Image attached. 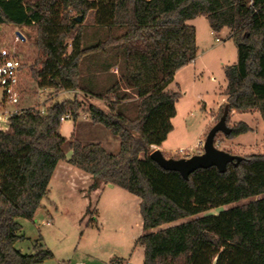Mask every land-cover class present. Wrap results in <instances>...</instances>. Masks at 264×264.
I'll return each instance as SVG.
<instances>
[{
	"label": "trees",
	"instance_id": "16d2710c",
	"mask_svg": "<svg viewBox=\"0 0 264 264\" xmlns=\"http://www.w3.org/2000/svg\"><path fill=\"white\" fill-rule=\"evenodd\" d=\"M199 16L213 33L228 30L238 50L237 63L225 69L229 115L257 111L264 121V0H0V29L37 32L31 76L38 88L103 102L89 105L90 121L120 143L114 155L101 144L68 142L61 124L79 119L77 100L9 117V130L0 127V264L53 257L40 240L31 255L15 245L25 239L18 219L34 218L61 162L90 175L91 191L112 184L140 199L143 264H264V155L229 164L225 173L200 169L189 180L150 158L173 130L179 94L168 87L197 58L188 22ZM88 18L91 36L83 28ZM231 129L229 139L251 131L243 122Z\"/></svg>",
	"mask_w": 264,
	"mask_h": 264
},
{
	"label": "rangeland",
	"instance_id": "374dc122",
	"mask_svg": "<svg viewBox=\"0 0 264 264\" xmlns=\"http://www.w3.org/2000/svg\"><path fill=\"white\" fill-rule=\"evenodd\" d=\"M90 18L83 24L89 36L92 35ZM188 24L196 29L198 55L192 63L176 72L168 87L179 97L176 116L172 119L173 130L159 148L167 159L203 153L207 135L220 121L225 109V69L238 61V50L228 30L213 33L203 16ZM17 32L24 40L17 37ZM36 40L37 32L32 28L2 26L0 29V50H9L24 65L18 88L19 104L0 107V115L3 110H46L49 106L77 100L83 104L80 117L76 123L71 118L65 120L61 124V135L68 142L74 137L83 145L101 144L108 153L117 154L119 139L103 126L93 125L89 118V105L104 108L103 102L85 98L80 92L38 88L31 76L37 58ZM112 72L116 73L117 69ZM3 120H0V127L9 130L8 121ZM241 122L246 123L251 131L235 139L219 133L215 139L216 147L243 158L264 155V121L261 115L257 111L230 113L227 122L230 128ZM157 149L152 148L150 155ZM70 153L66 147V154ZM66 166L69 170L65 179L54 177L51 180L50 192L42 200L34 218L18 219L25 239L16 243V249L26 255L35 254V244L40 240L42 247L53 254L43 264H110L112 260H120L122 264H143L144 247L136 243L143 235L140 199L112 184L103 186L101 192L91 191L86 179L90 176L71 165ZM248 202L212 209L203 215H217L227 208Z\"/></svg>",
	"mask_w": 264,
	"mask_h": 264
},
{
	"label": "water",
	"instance_id": "95a60500",
	"mask_svg": "<svg viewBox=\"0 0 264 264\" xmlns=\"http://www.w3.org/2000/svg\"><path fill=\"white\" fill-rule=\"evenodd\" d=\"M17 37L24 40L22 34L17 32ZM229 115V107L226 106L224 114L220 121L212 128L207 135L206 141L203 145V153L182 159H167L164 154L157 149L150 158L157 163L163 170L179 173L185 180L200 169H209L215 167L221 173H225L229 164L239 166L244 160L243 157L232 155L230 153L219 150L215 145L216 136L219 133L229 136L232 129L227 124Z\"/></svg>",
	"mask_w": 264,
	"mask_h": 264
},
{
	"label": "built area",
	"instance_id": "2783aa9c",
	"mask_svg": "<svg viewBox=\"0 0 264 264\" xmlns=\"http://www.w3.org/2000/svg\"><path fill=\"white\" fill-rule=\"evenodd\" d=\"M23 69V62L7 49L0 50V107L12 106L19 104V81L20 73ZM29 109V108H25ZM25 109H14L12 111H4L0 115V120L7 122L9 117L22 112ZM40 110V109H39ZM42 114L45 109L40 110ZM70 117L67 116L63 122ZM181 153L184 151L180 150ZM186 158H188L185 155Z\"/></svg>",
	"mask_w": 264,
	"mask_h": 264
},
{
	"label": "crops",
	"instance_id": "0c3cea01",
	"mask_svg": "<svg viewBox=\"0 0 264 264\" xmlns=\"http://www.w3.org/2000/svg\"><path fill=\"white\" fill-rule=\"evenodd\" d=\"M196 39H197V35H196ZM155 148V147H154ZM156 149H157V147H156ZM159 149V148H158ZM71 154L72 153H70V155H67V159H70V157H71ZM66 165H69L67 162H61V163H59L58 164V166H57V168H56V171H55V173H54V175H53V177H52V179L54 178V177H56L57 179H65V176H66V171H68L69 169H68V166H66ZM90 176V175H89ZM87 180H89L88 182V184H89V187L91 186V184H92V179H91V176H90V178H86ZM91 179V180H90Z\"/></svg>",
	"mask_w": 264,
	"mask_h": 264
}]
</instances>
